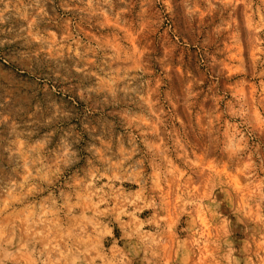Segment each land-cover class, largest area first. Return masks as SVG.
Returning a JSON list of instances; mask_svg holds the SVG:
<instances>
[{"label":"rangeland","instance_id":"374dc122","mask_svg":"<svg viewBox=\"0 0 264 264\" xmlns=\"http://www.w3.org/2000/svg\"><path fill=\"white\" fill-rule=\"evenodd\" d=\"M0 264H264V0H0Z\"/></svg>","mask_w":264,"mask_h":264}]
</instances>
